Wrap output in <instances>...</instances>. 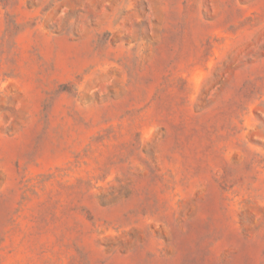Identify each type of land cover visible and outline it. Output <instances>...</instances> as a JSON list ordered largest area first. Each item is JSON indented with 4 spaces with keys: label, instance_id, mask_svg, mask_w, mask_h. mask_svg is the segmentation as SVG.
I'll return each mask as SVG.
<instances>
[{
    "label": "rangeland",
    "instance_id": "374dc122",
    "mask_svg": "<svg viewBox=\"0 0 264 264\" xmlns=\"http://www.w3.org/2000/svg\"><path fill=\"white\" fill-rule=\"evenodd\" d=\"M0 264H264V0H0Z\"/></svg>",
    "mask_w": 264,
    "mask_h": 264
}]
</instances>
